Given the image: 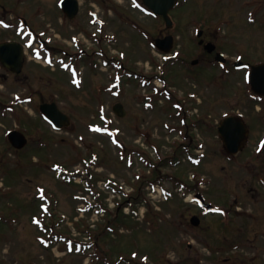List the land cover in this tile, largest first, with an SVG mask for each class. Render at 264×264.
I'll list each match as a JSON object with an SVG mask.
<instances>
[{"label":"rangeland","instance_id":"1","mask_svg":"<svg viewBox=\"0 0 264 264\" xmlns=\"http://www.w3.org/2000/svg\"><path fill=\"white\" fill-rule=\"evenodd\" d=\"M54 2L0 0V18L6 20L0 44L13 41L25 48L20 74L0 66V264H264V239L254 220L201 216L190 200L200 191L217 204L224 197L222 204L229 206L227 187L248 179L240 163L225 162L216 154L219 141L209 129L233 107L245 109L246 79L231 67L228 72L211 67L214 53L198 48L197 31L215 46L213 52L232 62L240 57L251 64L264 62V0H187L173 14L176 23L170 30L132 9L127 0H105L101 7L100 1L82 2L74 24L49 27ZM116 6L121 21L109 9ZM91 8L108 21L100 45L81 33L94 31L87 24ZM126 16L136 28L124 22ZM18 17L26 27L16 24ZM29 29L46 43L40 46L29 38ZM167 33L175 42L163 58L152 42ZM37 45L43 53L48 48L60 51L51 52L48 63L45 54L37 57ZM96 48L98 56L92 54ZM61 51L81 52L77 58L82 63L73 64L75 76ZM176 57L173 66L174 61L166 63ZM193 60L206 66L194 68ZM131 72L142 78H130ZM48 101L68 116V128L56 132L43 121L37 108ZM173 102L180 104L189 129L182 128V120L179 125ZM115 104L122 105L123 116L113 112ZM14 130L27 139L23 151L9 143L7 132ZM184 147L192 148L193 156L204 154L198 167L199 157L186 158ZM131 151L144 152L146 162L131 160ZM93 153L98 155L95 164ZM85 161L94 191L103 201L113 197L108 202L112 211L104 216L81 215L87 201L83 178L65 183L62 177L85 172ZM147 163L151 167L144 170ZM109 178L124 190L121 198L105 190ZM137 200L140 213L132 217L123 207ZM237 208L251 209L244 204ZM195 216L199 226L191 222ZM258 222L264 227V215ZM48 228L58 236L53 243ZM70 239L95 246L84 252Z\"/></svg>","mask_w":264,"mask_h":264},{"label":"flooded vegetation","instance_id":"2","mask_svg":"<svg viewBox=\"0 0 264 264\" xmlns=\"http://www.w3.org/2000/svg\"><path fill=\"white\" fill-rule=\"evenodd\" d=\"M64 1L66 0H56V2H54L55 12H50L51 16L48 17L49 21H47L49 27H51V24L56 23V22L57 24L59 23L61 26L65 25L66 23L74 24L80 14V6L82 5V2L84 3L89 0H68L63 5L62 3ZM71 1H76L77 5L73 6ZM95 1H97L98 3L100 1V4L98 3L97 4L99 5V7H101L102 3L105 0H95ZM127 1L131 3L130 7L136 10L137 12H139L141 15L145 17H149V18L153 17V14L149 12L148 10L144 9L142 4L133 5V2H136L137 0H127ZM180 3L181 2L179 1L178 5L169 12V17L172 21V27L176 23V20L173 17V14L177 16L178 12H180L182 9V6H181L182 4ZM117 7L118 6L109 8V9L110 11H112L114 14L117 15V20L121 21L123 19L122 14H121V11L118 9L119 7L118 8ZM58 13L60 15H58ZM86 15L88 17L87 24L88 26L90 25L91 28H94V31H91V33H88L86 29H81V33L85 36V38L87 37L88 40L92 41L95 45H100V40L102 39L101 34L103 32L102 29L108 25V21L105 20V18H102L99 15V12L92 8L87 9ZM57 16L58 18L61 19V23L57 20ZM156 18L159 19L165 26V22L162 17H156ZM124 22L128 26L131 27L133 25V28H136V26H134V21H132L129 16H126V19L124 20ZM113 26H115V24H113ZM56 28H59V27L56 26ZM30 33H31V30L29 29L28 35H30ZM37 34L38 32H36V35ZM200 34L201 36L197 38L196 44L198 48H202L204 50L205 45L211 42H209L207 39H203V36H202L203 32H200ZM166 36H169V34L168 33L161 34V36L157 38H165ZM30 37L34 42L37 40L40 46L41 45L43 46L46 43L44 40H42L41 36H38V38H36L35 34H33ZM70 40L72 43L76 41L74 36H71ZM155 40L156 39H154L153 42ZM174 42H175V39H174ZM201 42H203L204 44H202ZM74 44L75 43H73V45ZM39 45H37L38 46L37 50L39 53H41V54L37 53L39 55V56L37 55V57L39 58L42 57V54H45L44 58L48 59L47 57H49L51 52L53 53V52L60 51L55 48H52V49L48 48L49 53L48 52L43 53L40 50L41 47ZM81 52L82 54H84L86 51L82 50ZM81 52H74V54L71 55L67 51H64V52L61 51L65 61H67L68 63V66L73 67V68H74V65H73L74 62L77 64V66H78V62L81 61L82 63V60L77 58L78 57L77 53H81ZM98 53H99L98 48L92 51V54L94 56ZM217 53L218 52L216 53L214 52L213 59L209 61L210 63H208L211 65V67H215L217 65L215 62L216 61L215 55ZM56 54H58V52ZM115 61L118 62V60H115ZM171 62H172L171 60L166 61V63H170V64ZM175 62H177V60L174 61L173 64L171 65L173 66ZM223 62L225 64L219 68H223L225 72H228L229 67H231L233 70L238 71V73L244 74V77L247 78V82H248V75L250 72V69L248 67L243 65L242 68L234 69L235 62H232L231 60H228V59L224 60ZM205 64L206 63L203 60L202 62L198 60H195V61L193 60L191 62V65L193 66L196 65L197 67L206 66ZM244 64H248V63H244ZM182 65L183 67H185V70H187L188 72H193L192 70L186 68V63L185 64L181 63V66ZM132 75L136 76V73H132ZM190 77L192 76L190 75ZM244 91H245V97L248 99L247 100L248 104H246L247 106H245V109H243L242 111L236 107L235 108L233 107V109L229 110L228 113L223 115L220 122H218L216 125L212 127H209V129H212V131L215 132L214 138L217 141H219L220 148L217 150L216 154L220 156L225 162L240 163L239 165L240 170L241 172H244L246 175H248L247 177L248 179L242 183L235 182L229 187H227L228 189L227 195L228 196L230 195L231 199H228L226 197L225 199L228 200L229 206L222 204L224 203V197L223 198L219 197L218 204L215 201H212V202L214 203L215 207L220 210L214 214L219 215V217L225 221H229L230 218L234 216H236V218L241 219V220L242 218L254 220L256 227L260 229V233H261L260 236L262 237V239H264V230H263L264 227H262L261 223L258 222V218L260 217V215H264V96L255 94L252 91L249 84H248V87H246ZM28 99L29 98L27 97L26 100ZM165 100H166V97H165ZM51 103L53 102L51 101L50 102L48 101L46 103L41 102L37 108L38 112L40 111V108L42 105L44 104L49 105ZM173 104L174 105H172V107L173 109L176 110V113L178 116L177 119L180 125L181 124L180 120L185 121V117H184V114L181 112L180 104L178 102H173ZM1 111H3V108L1 109ZM9 111H12V107L9 108ZM181 115L182 117H180ZM224 120H226L225 121L226 123L221 129V126L223 125L222 122ZM220 130L222 133L220 132ZM178 131L182 134L183 129H178ZM196 147L198 149H201L200 148L201 146L199 145ZM131 152L133 154V151ZM136 153L137 152H134L133 155H136ZM214 184H217V181H214L213 183V186H214L213 192L215 193V195H217L218 194L217 186ZM248 194H250L251 196H249ZM216 198H218V196ZM232 204L236 206L235 207L236 209H234L235 211L232 208H230V205L231 207H233ZM243 204L246 205L247 208L249 207L251 209L241 210L240 208H237V206H242ZM197 207L199 211L203 210V208L200 205H197Z\"/></svg>","mask_w":264,"mask_h":264},{"label":"water","instance_id":"3","mask_svg":"<svg viewBox=\"0 0 264 264\" xmlns=\"http://www.w3.org/2000/svg\"><path fill=\"white\" fill-rule=\"evenodd\" d=\"M64 1L62 4L64 5ZM178 0H142L143 4L153 12L154 15H159L164 17L166 24L170 26V20L168 18V12L175 6ZM73 6H76V1H71ZM171 39H165L163 41H156L157 47L164 51L169 52L170 46H171ZM168 48H167V45ZM13 45V44H12ZM11 44L9 45H2L0 46V60L4 67L10 69L13 73H20L23 65V54L19 47H15L13 49V46ZM162 45V46H161ZM166 45V48L164 46ZM208 49V48H207ZM213 49V48H212ZM209 52H211V48L208 49ZM220 55H218L219 58ZM217 58V59H218ZM251 80H252V87L253 89L259 93L264 95V65L260 66H254L252 67L251 72ZM42 112L46 116V118L57 128H61L62 126L68 125V118L64 116L62 113L58 111L55 105L50 106H42L41 107ZM114 112L119 116L124 115V111L121 107V105H116L114 107ZM225 125V123L221 126ZM227 127V126H226ZM221 132V130H220ZM222 133V132H221ZM222 135V134H221ZM8 139L11 142L12 146L21 149L26 145V139L24 136L19 132H10L8 134ZM193 225H196L198 220L196 218H193L191 220Z\"/></svg>","mask_w":264,"mask_h":264}]
</instances>
